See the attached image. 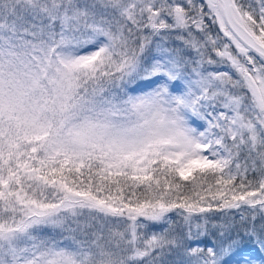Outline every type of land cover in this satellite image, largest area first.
<instances>
[{
    "label": "snow or ice",
    "instance_id": "snow-or-ice-1",
    "mask_svg": "<svg viewBox=\"0 0 264 264\" xmlns=\"http://www.w3.org/2000/svg\"><path fill=\"white\" fill-rule=\"evenodd\" d=\"M0 264H264V0H0Z\"/></svg>",
    "mask_w": 264,
    "mask_h": 264
},
{
    "label": "rangeland",
    "instance_id": "rangeland-1",
    "mask_svg": "<svg viewBox=\"0 0 264 264\" xmlns=\"http://www.w3.org/2000/svg\"><path fill=\"white\" fill-rule=\"evenodd\" d=\"M210 23V22H209ZM212 28V34L216 35L218 33V26L217 25H211ZM221 37H222V33H220ZM158 230V229H157Z\"/></svg>",
    "mask_w": 264,
    "mask_h": 264
},
{
    "label": "trees",
    "instance_id": "trees-1",
    "mask_svg": "<svg viewBox=\"0 0 264 264\" xmlns=\"http://www.w3.org/2000/svg\"><path fill=\"white\" fill-rule=\"evenodd\" d=\"M249 247H251V245H249Z\"/></svg>",
    "mask_w": 264,
    "mask_h": 264
}]
</instances>
